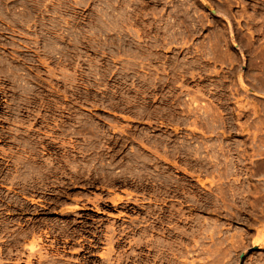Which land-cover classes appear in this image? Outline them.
Returning a JSON list of instances; mask_svg holds the SVG:
<instances>
[{
    "label": "rangeland",
    "instance_id": "374dc122",
    "mask_svg": "<svg viewBox=\"0 0 264 264\" xmlns=\"http://www.w3.org/2000/svg\"><path fill=\"white\" fill-rule=\"evenodd\" d=\"M0 200V264H264V0H0Z\"/></svg>",
    "mask_w": 264,
    "mask_h": 264
},
{
    "label": "flooded vegetation",
    "instance_id": "af4514ba",
    "mask_svg": "<svg viewBox=\"0 0 264 264\" xmlns=\"http://www.w3.org/2000/svg\"><path fill=\"white\" fill-rule=\"evenodd\" d=\"M111 188H102L100 189L99 186H86V185H79V187L76 190L72 191H65V193H62L59 198L60 202H72V201H81L82 203L87 202H105V203H113L111 199L109 198ZM30 199V202H33L31 200L32 197H28ZM35 201V200H34ZM2 200H0V203Z\"/></svg>",
    "mask_w": 264,
    "mask_h": 264
},
{
    "label": "bare ground",
    "instance_id": "6f19581e",
    "mask_svg": "<svg viewBox=\"0 0 264 264\" xmlns=\"http://www.w3.org/2000/svg\"><path fill=\"white\" fill-rule=\"evenodd\" d=\"M119 199H121V196H118ZM115 200V199H114ZM96 210L101 211L102 209L100 207L97 206ZM37 245V244H36Z\"/></svg>",
    "mask_w": 264,
    "mask_h": 264
}]
</instances>
